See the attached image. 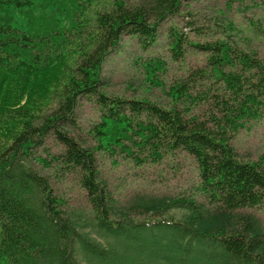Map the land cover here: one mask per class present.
<instances>
[{"label": "trees", "instance_id": "obj_1", "mask_svg": "<svg viewBox=\"0 0 264 264\" xmlns=\"http://www.w3.org/2000/svg\"><path fill=\"white\" fill-rule=\"evenodd\" d=\"M183 1L0 0V264H264V225L242 211L264 203V152L243 159L232 145L241 128L264 119V60L224 30L192 42L170 25L171 57L191 45L205 63L168 86V106L102 90V65L122 37L150 49ZM154 58L145 77L160 83L165 64ZM84 96L98 111L88 142L73 135ZM188 100L207 103L208 116L181 106ZM178 152L194 161L195 192L209 207L194 197L120 203L97 164V154L142 165ZM49 172L76 179L87 214L65 208ZM178 204L183 218L154 217Z\"/></svg>", "mask_w": 264, "mask_h": 264}, {"label": "rangeland", "instance_id": "obj_2", "mask_svg": "<svg viewBox=\"0 0 264 264\" xmlns=\"http://www.w3.org/2000/svg\"><path fill=\"white\" fill-rule=\"evenodd\" d=\"M15 20L22 23L21 16L11 11ZM231 23L233 28L223 27ZM222 24V26H221ZM175 25L189 41L201 42L211 39L224 32L229 34L237 44L245 50H253L264 60V0H184L180 11L162 23L159 29L157 43L143 51L136 40L124 35L119 47L113 50L102 65V90L109 96L127 98L145 97L161 105L168 106L170 94L168 86L186 76L190 71L203 66L205 57L191 45H185L183 56L178 59L171 57L166 46V30ZM200 32L201 34H199ZM151 57L162 60L164 66L156 73L160 83L151 82L145 77L146 70L156 69ZM148 59V60H146ZM151 62V63H150ZM190 89L192 96L196 95L198 87ZM188 100L187 105L193 114L201 119L209 112L207 103L199 100ZM76 127L73 135L80 141H91L87 132L98 118L96 104L92 98L84 96L75 108ZM52 151L58 150L51 139L47 140ZM238 155L243 159L260 160L264 152V119L252 122L243 127L232 138ZM97 164L100 175L106 181L108 189L120 203L133 201L137 197H163L167 199L195 198V203L209 207L203 195L195 192L196 175L194 161L184 152H178L171 158H164L159 163L135 164L123 153L111 158L108 155L97 154ZM48 177L55 194L63 196L65 208L87 214L89 204L85 192L78 186L76 179L69 175L61 181L52 172ZM184 205L178 204L166 212L158 213L155 218H183L186 214ZM244 212L254 214L264 225V203L255 208H244ZM136 218L148 219L152 216L136 212Z\"/></svg>", "mask_w": 264, "mask_h": 264}]
</instances>
